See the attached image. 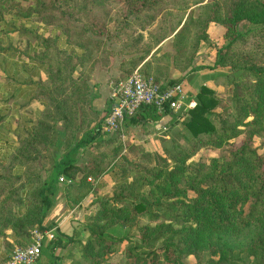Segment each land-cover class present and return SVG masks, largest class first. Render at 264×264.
Returning a JSON list of instances; mask_svg holds the SVG:
<instances>
[{"label":"trees","instance_id":"16d2710c","mask_svg":"<svg viewBox=\"0 0 264 264\" xmlns=\"http://www.w3.org/2000/svg\"><path fill=\"white\" fill-rule=\"evenodd\" d=\"M66 1L53 0L52 5L62 12ZM123 1L127 12L136 15L161 0ZM202 2H192L199 7L196 18H190L188 13L182 24L177 23L171 37L173 59L165 70L163 66L161 71L151 72L156 76L153 80L164 89L178 83L186 72L227 66L230 73L224 86L229 88L221 93L206 85L198 87L194 105L184 110L180 121L183 142L176 144L168 136L160 140L163 156L159 164L141 166L123 156L125 166L111 165L110 173L119 172L114 175L118 191L113 189L110 198L99 201L70 234L44 219L51 209V196L59 177L63 179L65 201L71 207L92 190L93 182L107 170L100 164L101 158H107L100 148L113 141L97 140V136L104 133L100 124L109 112L110 102L102 112L96 111L91 106L87 81L96 66L108 64H101L99 56L94 54L91 59L82 58L77 70L66 69L62 64L55 67L51 40H40L41 48L34 56L45 67V78L37 83V96L44 99V107L36 126L14 153L0 162V237L5 236V229H10L9 246L24 242L32 225L40 231L53 228L55 236L45 243L49 258L43 257L41 264H61V259L71 258L74 251L89 264H102L104 257L114 252L122 239L128 238L130 230L116 237L109 233L107 228L116 224L133 227L131 231L135 230L137 236L125 248L122 264H186L183 261L186 255H192L195 264H264V157L251 146L253 136H264V0H230L226 6L219 0ZM52 5L44 9L55 10ZM189 19L196 28L187 46L181 48ZM242 20L255 26L238 30ZM211 23L225 28V40L219 45L208 37ZM90 32L111 35L108 29L94 23H90ZM166 37L161 36L154 46ZM200 43L214 49L212 64H198L186 70ZM145 56L134 62L141 63L139 72L148 76L151 61ZM171 67L178 75L168 78ZM238 75L250 79L240 80ZM216 107L219 111L214 110ZM167 113L171 110L166 107L158 112L152 105H143L123 122L144 126ZM80 127L93 130H84V135L76 139ZM237 137L240 138L236 145L232 140ZM54 145L58 148L64 145L59 158H55ZM222 145L227 147L226 155L206 162H186L200 148ZM78 149L83 158L80 164L74 159ZM15 166L22 169L13 172ZM43 171L49 172L47 180L42 177ZM76 175L77 182L73 183ZM246 201L244 212L242 204ZM27 210L30 216L24 214ZM140 215H145L150 223L136 225V216ZM245 229L251 230L249 235L238 239L237 233ZM57 249L63 253H55ZM239 254L249 260L239 261Z\"/></svg>","mask_w":264,"mask_h":264},{"label":"rangeland","instance_id":"374dc122","mask_svg":"<svg viewBox=\"0 0 264 264\" xmlns=\"http://www.w3.org/2000/svg\"><path fill=\"white\" fill-rule=\"evenodd\" d=\"M193 1L194 0H161L152 8L143 10L142 12L134 15L127 12V7L123 0H68L63 3L62 12L60 8L52 5L53 0H0V38L3 37L4 41L8 40L9 42H12L13 40L24 42L35 41L38 43V47L41 46L40 40L44 38L50 39L54 50V66L56 67L59 64H62V66L66 69L71 68L77 70L79 68L78 63L82 58L88 57V59H91L95 54V56H99L101 64H108V67H112L109 74V83L110 87H112V84L117 78L124 77L132 71L141 68V63L138 64L134 61L145 55V59H147L148 62L151 61L149 64V67L151 66L150 72L147 71L148 76L152 78L156 77L151 72H157L159 69L161 71L163 66L165 70V66L169 60L173 59L174 48L171 37L173 32L178 28L176 26L177 23L179 22V24H182L187 18L188 13H190V18H196L198 15L199 7L197 4L193 5ZM206 1L207 0H203L202 3H205ZM219 1L222 6H226L230 3V0ZM49 5H52L55 10L44 9L45 6ZM185 7L186 9L184 10ZM90 23H94L100 28L108 29L111 35L108 34L106 36H98L92 34L90 32ZM254 26V24L246 20H242L238 24L237 29L243 31ZM195 28L194 22L189 19L188 24H186L184 29L186 40L180 41L181 48H185L187 46ZM3 29H8V31ZM224 30L225 28L222 25L211 23L208 29L209 39L217 45L221 44L225 40L223 37ZM164 34L167 37L154 46ZM251 41L252 39L247 40V42ZM206 47L207 45L205 43H200L196 52L203 48L206 49ZM171 54L172 56H170ZM203 54L207 56V51L195 53L188 63L186 70L194 66L196 63L201 62V55L202 58L205 57H203ZM158 56L160 57V60L154 59ZM179 62L183 64V60L180 59ZM210 64L211 63L208 62L207 65ZM170 69L174 70L172 67ZM205 70V73L196 72L197 70L186 72L179 80L178 83L180 84L184 95H186L188 99L192 98L194 100V93L200 85L198 84V81L203 77H218L217 81L213 82V86L211 88L219 89L221 93H225L227 88H229L224 86L225 81L228 79L226 75L230 73L227 66L214 68L210 67ZM174 71L176 72L177 70ZM177 74L178 72H176L175 76H177ZM205 74L208 75L205 76ZM169 76H172L170 70H168V78ZM234 76L236 77L237 75L234 74ZM238 76H240V80L249 81L248 79H250L247 76ZM214 110L219 111V108L216 107ZM173 114V120H168L162 123V125L158 128L152 127V124L157 120L149 121L150 123L146 128H149L152 131L154 129V132H156L152 133V135L148 137L149 143L146 144V146L141 145L140 143L136 144L132 141L139 137L140 133L145 135L146 132H142L140 128L139 130L136 127V129H133V127L129 129V132L125 131L123 130V121V123L121 122L119 127L113 132L101 133L97 136V140H106L110 138V140L113 141L111 144L100 148V150L107 155V158L100 159V164L103 168L107 169L106 173L109 175V179L107 183L101 179H96L101 180L100 183L102 184L100 187L98 186L96 188H92L91 191L94 193V197L88 196L85 201L86 205L83 206V208L82 205H80V208H77L80 212L78 219L73 218L75 215L74 213L71 215L69 219L73 222L71 223L72 229L77 227L84 220V217L86 216L85 212H92L98 205L99 201H104L105 199L110 198L113 189L118 191L119 188H115L116 178H114V175H118L119 172H116L115 174L110 173L108 168L111 165H113V167L114 165L120 166L121 164L125 166L126 164H124L122 159L123 156L130 159V161L140 164L141 166L159 164L158 162L160 157L163 156L161 152L160 140L168 136L170 139L174 140L176 144L183 142L180 136V131L182 130L180 121L184 115V110L173 111ZM58 128L62 130L60 125H58ZM84 130L92 131L93 128L90 127L83 129L80 127L78 131H76V139L83 134ZM163 135L164 137H161ZM242 137L244 136L242 135ZM239 138L237 137L232 140L233 144L237 145L239 143ZM59 140L60 136L58 137V141ZM251 146L255 148L258 154H261L264 157V136H253ZM226 148V145H222L218 148L205 146L198 149L193 155H190L186 162L198 160L206 162L211 158L226 155ZM64 150V145L60 148H58L57 145H54L53 152L55 153V158L62 156ZM74 159L76 162L83 160L80 155V149H78L75 153ZM43 172L42 177L44 180H47L49 178V172L46 174ZM120 176L121 175H119V177ZM77 179L78 175H76L75 178H72L73 183H76ZM127 179L129 180V177ZM96 180L94 181L95 184L97 183ZM59 183L58 192H60V194L57 198H54V195L51 196V209L57 204L59 198L60 200H63V202L65 200L63 181H59ZM94 183L92 185L95 186ZM142 190L145 191L146 187H143ZM76 192L77 191L74 189L73 193ZM188 194L191 195L192 193L188 191ZM247 206V201L242 204V210L244 212L247 210ZM66 207L70 208L68 203L65 201L64 209ZM24 214H28V216H30L28 210ZM135 221L138 226L150 223L145 215L136 216ZM44 222H52L56 225V215H54V217H47ZM131 228L133 227H120L116 224L107 228L109 233L115 237L125 235L129 230L130 231L128 238L122 239L118 243L116 250L104 257L102 264L124 263L125 248L130 245L131 241L134 242L137 239L136 231H131ZM33 229L40 231L33 225L29 227L27 231L28 236L25 237L24 242L8 247L5 251V258H7L14 249L30 243L31 231ZM250 231V229H245L242 232L237 233V238L242 239L247 237ZM52 233L55 236V232L52 231ZM45 243L46 238L43 237L41 240L40 254L31 264H40V257L43 258L46 256L49 258L45 250ZM154 245L158 246V243H155ZM54 252L57 254L63 253L60 249H57ZM239 256L241 258L239 261L241 262L249 260L243 254H239ZM201 258L202 260L205 258L204 253L201 254ZM183 261L186 264H195V259L192 255H186ZM1 262L2 261L0 260V263ZM60 262L61 264H89L88 261L79 258L76 251H74L71 258H63Z\"/></svg>","mask_w":264,"mask_h":264},{"label":"crops","instance_id":"0c3cea01","mask_svg":"<svg viewBox=\"0 0 264 264\" xmlns=\"http://www.w3.org/2000/svg\"><path fill=\"white\" fill-rule=\"evenodd\" d=\"M38 49L39 47L35 41L24 42L13 40L12 42H9L8 40L4 41L3 37L0 38V162H5L11 154L14 153L19 143L27 137V134L30 131H32L36 126L37 120L44 107V99L37 96V83L45 78V67L34 56V54L38 52ZM204 51H207V56L203 54V57H205L202 58L201 55V62L196 63L195 65L208 64V62L212 64L215 54L214 49L206 47V49L203 48L196 53ZM110 69H112L111 66L95 67L87 81L89 85L88 96L91 99V106L98 112H102V109L106 107L108 102H110ZM205 69L206 68H202L196 72L205 73ZM170 71L171 75L175 76L176 72L172 69H170ZM207 75L208 74H205V76ZM214 77H203L198 81V84L212 87ZM173 119L174 114L172 111L171 113L162 114L153 124V127L158 128L162 123ZM149 123H145L143 126L142 124H133L127 121L124 122L123 130L129 132V129L133 127V129L140 128L142 132H146L145 135L140 133L139 137L132 140L136 144L140 143L141 145L146 146V144L149 143L148 137L156 132L146 128ZM161 137H164V135ZM92 143H94V141ZM82 161L83 160H80L76 163L80 164ZM20 169H22L21 166H15L12 168V171L18 172ZM47 172L43 173L46 174ZM97 179H101L107 183L109 175L106 172H103ZM101 180H96V184L93 182L95 186L92 185V188L100 187L102 184L100 183ZM59 185V181L56 182V191L53 194L54 198H57L60 194V192H58ZM93 194L94 193L90 191L76 205L71 206L70 208L66 207L65 209V200L63 202V200H60L59 198L57 204L47 213L44 221L47 217H54V215H56L57 228L65 234H70L72 230L71 223L73 222L70 221L69 218L74 213L75 215L73 218L78 219L80 212L77 208H80V205H82L83 208V206L86 205L85 201L88 196L94 197ZM87 213L88 211L85 212V214ZM45 230H50L51 232L54 231L53 228ZM4 234L5 236L0 237L1 261L6 257L5 251L10 247L9 244L12 243L11 230L5 229ZM39 259L41 264L43 258L40 257Z\"/></svg>","mask_w":264,"mask_h":264},{"label":"built area","instance_id":"2783aa9c","mask_svg":"<svg viewBox=\"0 0 264 264\" xmlns=\"http://www.w3.org/2000/svg\"><path fill=\"white\" fill-rule=\"evenodd\" d=\"M186 99L179 83L160 89L150 76L142 75L138 70L118 78L111 87L110 109L102 123V132L111 133L121 122L134 115L143 105H152L158 112L164 108L173 111L185 110L194 105V100ZM63 179L59 177V181ZM53 236L50 230L31 231L29 244L14 249L0 264H31L40 254L41 240Z\"/></svg>","mask_w":264,"mask_h":264}]
</instances>
